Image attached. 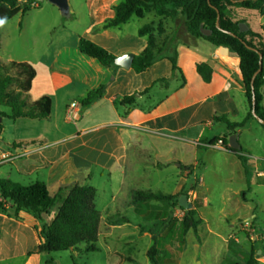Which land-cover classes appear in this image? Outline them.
Segmentation results:
<instances>
[{"label": "crops", "instance_id": "crops-1", "mask_svg": "<svg viewBox=\"0 0 264 264\" xmlns=\"http://www.w3.org/2000/svg\"><path fill=\"white\" fill-rule=\"evenodd\" d=\"M120 2L121 0H86L91 19L86 29L87 34H89L90 40L117 57L127 53L138 55L145 49L147 43L144 39L148 38V35L141 37L138 32V37H132L129 41L126 38L121 49L113 51L116 45H112L110 42L112 37L110 30L125 24L119 27L103 28L106 21L114 18V7ZM22 15L24 16V14ZM5 24L1 29V44ZM190 44L178 46L177 65L182 71L183 66L188 62L197 75L196 82L200 84L198 88L203 91H197L195 87L191 88L192 90L186 92L188 95L186 98L184 87L188 86V81L185 78L179 85L180 87L171 92L172 83L168 81L171 77V80L175 79L176 81L178 78L177 75H174L172 64L167 58L160 59L146 72L137 74L132 69L101 65L96 60L82 54L79 44L76 48H69L66 45L59 48L47 68L49 81L47 91L38 90L33 95L36 78L30 91L31 101H36L43 96H49L52 99L51 116L42 121L47 123L45 125L56 130V137L55 139L48 137L45 132L49 128L47 127L44 131H40L36 135L37 137L13 141L12 149L0 150V180H11L21 185H23L21 182L26 181L29 182L28 185L42 181L46 184L52 197L62 191L64 198L73 186L88 185L93 177V171L98 170L117 178L118 187L113 196L115 202L132 206L134 214L138 213L144 219L151 220L154 217L150 214V209L155 205L149 203L137 209L132 203L133 192L138 190L152 192L145 189L146 183H143L141 174L152 169L168 172L176 179L172 193H170L175 195L180 193L184 187H188L192 178L195 180V170L200 166L195 162L187 165L180 163L181 159L178 150H176L179 142L173 140L168 142L164 139L162 143H158L159 141L156 142L158 139L160 141L163 139L157 137L156 140L154 134L161 131L172 132L178 137L175 139L181 141V144L186 142L192 147L194 153L198 148L231 153L243 167L247 158L252 159L248 146L241 143L239 132L243 128L237 129L235 132L229 131L227 124L217 119L226 118L231 123L240 122L249 112L246 88L240 70V59L227 48L214 45L213 48H209L207 45L211 46L212 44L202 39L192 40ZM200 50H206V53L202 54ZM12 61L27 62L34 67L41 62L35 63V61L26 59L17 60L13 55H9L6 62ZM202 63L209 65L213 70L209 83L204 82L197 72V64ZM111 76H114L112 81H110ZM162 79H168V81H160ZM76 83L85 87L83 91L81 90L84 95L83 101L90 91L96 90L101 85H107V87L101 98L93 100L88 105H83V102L79 103L80 118L78 121L72 122L67 118V110L75 101L66 105L65 118L61 121L51 94L56 95L58 91ZM159 87L165 92L155 93V89H159ZM135 93L138 96L133 105L121 104L124 96ZM262 93V107L264 108V87ZM101 113L102 116H97ZM216 122L221 123L223 129H221L220 135L214 139H223L224 143L230 146L231 136L236 134L244 160L239 159L236 154L221 146L205 147L212 141L207 142L203 139L206 127L214 126ZM252 122L253 120L247 125ZM72 125H75L74 128ZM261 125L264 128L263 124ZM140 133L152 135L151 137L156 140L155 143L163 146L160 150H164V152L155 154L154 158L148 147H141L146 139L141 138ZM174 143H176L175 148L168 149L166 147L168 144L173 147ZM4 165H11L13 170L4 171L1 168ZM254 167L258 168V163H255ZM244 169L249 184V171L248 168ZM256 174L261 180L264 179L263 172L256 171ZM195 183L198 187L199 184L196 180ZM141 185L144 188L139 187ZM197 187L190 191V194L195 195L194 201L200 198ZM201 199L203 201L204 197ZM5 205L6 211H0V264H42L44 253L38 251L41 223L29 213L21 211L17 214L10 202H6ZM57 205L59 209L61 203ZM163 205L164 202H162ZM169 210L172 208L170 207ZM56 213L51 211L50 214H44L43 222L50 224ZM163 214H168L167 210H164ZM119 216L126 217L121 214ZM115 222L110 218L104 220L102 216L99 237L110 238L112 230L120 225ZM128 222L123 223V226L130 225ZM102 223L105 228L104 233L101 231ZM142 228L139 229V232L144 234L145 230ZM198 230L193 231L196 236H198ZM231 238L234 236L225 238L218 235V240L226 246L227 253L229 251L228 242ZM235 240L238 241V239ZM195 247L199 250L197 256L200 254L205 256L207 251L201 240H197ZM202 249L205 251L202 252Z\"/></svg>", "mask_w": 264, "mask_h": 264}, {"label": "rangeland", "instance_id": "rangeland-1", "mask_svg": "<svg viewBox=\"0 0 264 264\" xmlns=\"http://www.w3.org/2000/svg\"><path fill=\"white\" fill-rule=\"evenodd\" d=\"M28 1L31 2L32 0ZM20 2L21 7L28 4L23 3L21 0ZM68 6L69 15L64 14L62 9L51 0H40L39 7H32L31 5L32 8L24 13V16L21 13L18 14L3 28L0 50L2 61L6 62L9 55H13L17 60L26 59L35 61V63L41 61L35 66L37 77L34 83L33 95L38 90L47 91L46 88L49 84L47 68L55 52L64 45L69 48H76L80 37L89 39L86 29L91 19L86 0H68ZM236 12L238 19L245 21L254 32L260 33L264 37V15L247 9H239ZM160 23L164 27L165 33L157 40L159 46L162 45L167 36H171L176 32L178 36L192 41L184 32L182 20L178 22L169 19L164 20L156 17L153 12L143 19L134 16L127 24L110 30L112 35L110 42L112 45H116L113 51L121 49L126 38L129 41L132 37H138L139 30L147 24L152 25L156 35ZM147 40L148 38L144 39L145 43H147ZM207 46L213 48V45ZM205 51L200 50L202 54ZM174 75H177V81L175 79L171 80L172 77L168 81L172 83L171 92L180 87L183 78L188 81V86L184 87L185 98L188 96L186 92L192 90L191 88L195 87L197 91H203L198 88L200 84L196 82L197 75L188 62L185 63L182 71L179 69ZM113 77H110V81L113 80ZM84 88V86L76 83L58 91L56 95L51 94L61 121L65 118L66 105H70L73 101L78 104L83 102L84 95L81 92ZM160 92L162 94L165 91L160 87L155 89V93ZM10 113L9 108L0 106V114L9 115ZM102 115L101 113L97 116ZM45 124H47L45 121L40 120L18 119L12 121L7 116L4 117L3 129L0 132V150L12 149L11 143L13 141L37 137L36 135L47 127L49 128L45 131L46 134L50 139H55L56 130ZM74 126L72 125L73 128ZM221 129H223V125L218 122L214 123V126H207L203 139L210 142L217 135H220ZM139 136L146 139L141 147H148L154 158L155 154L164 152V150H160L163 146L155 143L157 137H159L163 140L158 139L156 141H159L158 143H162L164 139L168 142H172L170 140L179 142L177 146L174 143L173 147L170 144L166 147L170 149L176 146L181 159L180 163L183 165L194 164V162L200 164L195 170V180L200 186L197 187L195 180L192 178L186 191L191 203L195 200V195L190 194V191L195 190V187H197L199 196L204 197V200L201 201L202 207L199 208L204 224L199 228L198 236L193 231L188 233L184 253L177 250L178 243L175 242L167 247L172 253L170 259L165 258L163 254H159L160 264H220L227 253V249L218 240V235L225 238L234 236L230 240L238 239L237 243L245 252L254 249L257 259L261 261L258 264H264L262 251L260 250L264 241V179L261 180L256 174V171L264 173V128L260 122L253 120L252 124L247 125L239 132L241 143L248 146V151L252 155V159L247 158L243 167L240 161L231 153L204 148L195 149L194 153L191 146L186 142L182 145L181 141L175 139L178 137L172 132L161 131L154 134L156 140L151 137L152 135L146 133H140ZM255 163H258V168L254 167ZM1 168L6 172L13 170L11 165H4ZM244 168H248L249 171V184ZM141 176L143 183H146L145 189L152 192L172 193L176 179L168 172L152 169L142 173ZM116 181L117 178L112 177L109 173L94 170L93 177L88 185L97 189L96 205L104 220L109 218L118 220L119 214H121L126 216L130 225L123 226V224H120L115 227L110 238L100 236L97 243L99 251L86 252V244L82 243L75 251L44 253L42 264H106L107 256L112 253H122L135 259L134 262L126 261L123 264H152L147 256V251L154 244L149 229L158 221L166 218V215L163 214L164 210L170 213L172 221H180L181 211L179 208L169 210L170 205L168 203L164 202L162 206V202L153 201L151 204L155 206L150 209V214L154 218L151 220L144 219L138 213L134 214L132 206L113 200L118 187ZM201 181L203 182L200 184ZM21 183L23 185L29 184L27 181ZM139 187L144 188L142 185ZM57 210L58 205L55 206L52 212L56 213ZM141 227L146 228L144 234L139 232ZM101 231L102 233L105 232L103 223ZM166 232L165 227L158 228L155 232V238L164 235ZM215 234H217V237ZM198 239L205 246L207 251L205 256H201V254L197 256L199 250L195 245ZM205 250L202 249V252Z\"/></svg>", "mask_w": 264, "mask_h": 264}, {"label": "trees", "instance_id": "trees-1", "mask_svg": "<svg viewBox=\"0 0 264 264\" xmlns=\"http://www.w3.org/2000/svg\"><path fill=\"white\" fill-rule=\"evenodd\" d=\"M121 0L114 7L115 16L105 22L104 29L119 27L126 24L132 17L145 18L150 13L161 19H169L173 22L183 21L184 32L193 41L205 40L216 47L228 48L240 59V70L246 88V97L249 104V112L240 122L231 123L226 118H217L225 122L229 131L235 132L244 128L251 120H257L252 113V91L251 81L254 74L259 69V54L248 48L257 49L263 55V68L255 79V89L257 106L256 111L260 118L264 120V108L262 107L264 87V37L260 33L254 32L251 28L247 32H241L239 24L246 23L238 19L237 10L247 9L264 15V0ZM32 7L30 5L20 6V0H0V38L2 26L13 19L18 14L26 13ZM218 12L220 15V27L217 28ZM201 27L212 32L209 36H204ZM165 33L164 27L160 23L157 34L151 24L143 26L139 30L141 37L148 35L145 49L135 56L132 70L137 73L146 72L150 67L162 58H167L173 67V73L179 70L177 65L178 46L180 44L191 45L190 41L178 36L176 33L167 36L162 45L157 44V40ZM1 50V43H0ZM79 50L106 67H117L115 60L117 56L87 38H80ZM198 74L204 82L209 83L212 79V68L205 64H197ZM37 76L35 67L27 62H4L0 59V106L9 108V115L0 114V117H8L12 121L18 119L47 120L52 112V99L43 96L36 101H31L30 91L34 79ZM160 81H168L162 79ZM107 85H101L96 90L90 91L83 101V105L90 104L93 100L104 95ZM138 94L124 96L122 105H133ZM264 126V125H263ZM0 123V131H2ZM223 139L216 138L205 147L212 148L218 145ZM228 151L236 154L239 159L244 160L241 155L242 149L232 150L223 141L222 146ZM187 187L180 193L172 195L163 192L135 191L132 194V203L137 209L153 201L167 202L172 209L179 208L184 212L180 221H172L170 213L166 218L158 221L149 232L153 236L154 244L147 251V256L152 264H160L159 254L170 259L172 253L167 249L173 243H178V251L182 253L186 245V236L190 231H197L203 224V219L199 215L201 207V197L193 202L191 209L182 208L179 198L187 195ZM0 211H6V202H10L15 212L23 211L31 214L40 224V245L39 253H58L64 251H75L82 243L86 244V252L99 251L97 246L100 233L101 212L96 205L97 189L90 185L73 186L66 197H62V191L52 197L47 186L42 181H36L28 186H23L11 180H0ZM61 203L55 218L50 224L43 222V215L50 214L55 206ZM115 224L128 222L126 217H119ZM165 227L167 232L155 238L158 228ZM146 231V228H142ZM229 254L223 259L221 264H258L256 251H243L235 240L228 242ZM264 257V241L260 248ZM134 262L132 256L122 253H112L107 256L106 264H123L124 262Z\"/></svg>", "mask_w": 264, "mask_h": 264}, {"label": "water", "instance_id": "water-1", "mask_svg": "<svg viewBox=\"0 0 264 264\" xmlns=\"http://www.w3.org/2000/svg\"><path fill=\"white\" fill-rule=\"evenodd\" d=\"M54 4H56L57 6H59L62 9V12L64 14L69 15V6H68V0H51ZM245 0H239V1H233L234 3L237 2H243ZM240 27V31L241 32H247L249 31L250 27L248 26L247 23L241 22L239 24ZM217 28L219 30H221L220 27V15L218 12V19H217ZM201 32L204 36H209L212 34V32L210 30L204 29L203 27H201ZM249 49L256 51L259 56H260V61H259V69L257 70V72L254 74L252 81H251V91H252V113L254 115V117L261 123L264 125V120L262 118H260L257 114L256 111V106H257V98H256V89H255V79L257 77V75L262 71L263 68V55L261 54V52H259L257 49L252 48L250 46H248ZM228 49V48H227ZM229 50V49H228ZM135 54L134 53H127L125 55L122 56H118L115 60V65L122 67L124 69H131L133 66V62L135 59ZM3 119L0 117V123H2ZM230 147L232 150H238L239 149V143L237 142V136L236 134H233L231 136L230 139ZM179 204L182 208H186V209H191L193 207V204L189 201V198L187 195H182L179 198Z\"/></svg>", "mask_w": 264, "mask_h": 264}, {"label": "built area", "instance_id": "built-area-1", "mask_svg": "<svg viewBox=\"0 0 264 264\" xmlns=\"http://www.w3.org/2000/svg\"><path fill=\"white\" fill-rule=\"evenodd\" d=\"M23 3H28L26 5H32V7H39V3H40V0H32L31 2L28 1V0H21ZM21 3V2H20ZM67 118L72 121V122H76L79 120L80 118V105L76 102L72 103L70 105V107L68 108L67 110ZM223 144V141H220L218 143V145L216 146H222ZM3 159H6V158H3ZM181 211V218L180 220L182 219L183 215H184V212L182 210Z\"/></svg>", "mask_w": 264, "mask_h": 264}]
</instances>
